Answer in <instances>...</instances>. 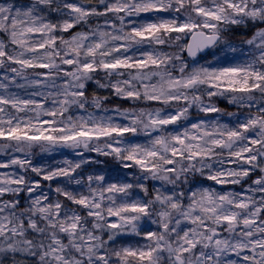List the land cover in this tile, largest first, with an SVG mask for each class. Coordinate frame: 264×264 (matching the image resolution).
<instances>
[{"label":"snow or ice","instance_id":"6c2138e0","mask_svg":"<svg viewBox=\"0 0 264 264\" xmlns=\"http://www.w3.org/2000/svg\"><path fill=\"white\" fill-rule=\"evenodd\" d=\"M0 264H264V0H0Z\"/></svg>","mask_w":264,"mask_h":264},{"label":"trees","instance_id":"16d2710c","mask_svg":"<svg viewBox=\"0 0 264 264\" xmlns=\"http://www.w3.org/2000/svg\"><path fill=\"white\" fill-rule=\"evenodd\" d=\"M115 103V102H114ZM123 107H128V104L127 103H124L123 104ZM67 151V150H65ZM65 153H68V152H65ZM91 155H93L95 157V153H92ZM67 156V155H66ZM39 158V157H38ZM100 160L102 161H105L106 163L104 165H99V166H96V165H93L91 167H105V166H108V167H112L114 166V162L110 159V158H105V157H99ZM53 159L52 158H49V157H46L45 158V161L46 162H49V161H52ZM55 161H61V159H59V157L55 156ZM86 167V170H89L88 169V166H85Z\"/></svg>","mask_w":264,"mask_h":264},{"label":"rangeland","instance_id":"374dc122","mask_svg":"<svg viewBox=\"0 0 264 264\" xmlns=\"http://www.w3.org/2000/svg\"><path fill=\"white\" fill-rule=\"evenodd\" d=\"M65 152H68V153H65ZM67 155V156H66ZM91 155V154H90ZM55 156L59 157V159L63 160L65 157L67 158H74L71 153L69 152V150L65 151L64 150V154H60L59 152L58 153H55L53 154V157H49V158H52V159H55ZM93 156V155H92ZM94 157V156H93Z\"/></svg>","mask_w":264,"mask_h":264}]
</instances>
